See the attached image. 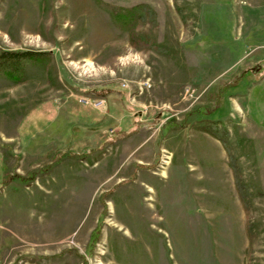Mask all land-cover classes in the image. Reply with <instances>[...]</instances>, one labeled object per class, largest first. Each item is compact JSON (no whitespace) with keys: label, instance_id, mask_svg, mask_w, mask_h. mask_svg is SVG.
<instances>
[{"label":"rangeland","instance_id":"obj_1","mask_svg":"<svg viewBox=\"0 0 264 264\" xmlns=\"http://www.w3.org/2000/svg\"><path fill=\"white\" fill-rule=\"evenodd\" d=\"M2 51L0 264H264V0H0Z\"/></svg>","mask_w":264,"mask_h":264},{"label":"trees","instance_id":"obj_2","mask_svg":"<svg viewBox=\"0 0 264 264\" xmlns=\"http://www.w3.org/2000/svg\"><path fill=\"white\" fill-rule=\"evenodd\" d=\"M112 11V16L115 20V22L122 26L127 27L130 25H133L137 20H142L140 15L135 14L136 11L133 12H125L123 10H120V8L107 6ZM145 13V12H144ZM133 38V37H132ZM134 39V38H133ZM131 41L132 45L136 44L137 42ZM49 54L47 52H31V51H2L0 52V73L4 76H7L8 78H11L12 80L19 82L22 79V76L24 75V69L26 64H43L47 61ZM264 66H258L256 68H250L249 70H245L243 73L247 71H260L263 69ZM101 97L105 98L107 97L106 93H103L100 95ZM117 124L111 123L107 127L109 129H112V127H115ZM219 125V124H214ZM86 127V126H84ZM101 125L99 126H92L87 127L88 130L92 132H97L100 130ZM85 129V128H84ZM85 130V131H88ZM208 133L216 140H218L224 149L226 150L227 154L229 153L228 146L225 143V138L228 136V132L226 128H214V130L208 131ZM224 134V136H223ZM82 137V136H78ZM232 170L234 169L233 164H230ZM234 172V171H233ZM235 174V173H234ZM235 176V175H234ZM236 187L238 189V192H241V189L239 188L238 181H235Z\"/></svg>","mask_w":264,"mask_h":264},{"label":"built area","instance_id":"obj_3","mask_svg":"<svg viewBox=\"0 0 264 264\" xmlns=\"http://www.w3.org/2000/svg\"><path fill=\"white\" fill-rule=\"evenodd\" d=\"M147 86L149 87V84H147ZM79 103L83 104V105H89L95 109H101L104 105H105V101L104 100H91L85 97H80L78 99Z\"/></svg>","mask_w":264,"mask_h":264},{"label":"crops","instance_id":"obj_4","mask_svg":"<svg viewBox=\"0 0 264 264\" xmlns=\"http://www.w3.org/2000/svg\"><path fill=\"white\" fill-rule=\"evenodd\" d=\"M95 110H97V109H95ZM57 117H60L59 116V114L57 113V114H55V116H54V118L53 119H56ZM53 120H50L48 123H51ZM84 123V122H83ZM85 125H89V126H91L92 124H86V123H84ZM213 138V137H212ZM214 139V138H213ZM215 140V139H214ZM217 141V140H216ZM218 142V141H217Z\"/></svg>","mask_w":264,"mask_h":264}]
</instances>
